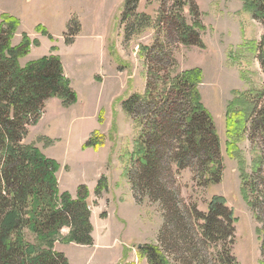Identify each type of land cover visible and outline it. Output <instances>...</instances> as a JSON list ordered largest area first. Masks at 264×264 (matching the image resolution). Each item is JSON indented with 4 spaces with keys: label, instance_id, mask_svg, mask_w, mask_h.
<instances>
[{
    "label": "rangeland",
    "instance_id": "1",
    "mask_svg": "<svg viewBox=\"0 0 264 264\" xmlns=\"http://www.w3.org/2000/svg\"><path fill=\"white\" fill-rule=\"evenodd\" d=\"M127 1H122L121 8L117 5L110 8L101 6L104 0H0V23L3 14L17 18L20 23L12 44L18 45L24 35L32 42L20 64L24 66L53 54L58 44L63 57L69 59L71 82L83 101L77 103V98L75 103L65 106L61 98H49L38 122L28 126L23 140L60 163L57 176L61 192L68 191L76 197L79 186L88 189L87 202L97 242L92 231V245L60 240L55 248L65 254L69 264H149L139 248L159 242V232L166 220L161 202L149 198L138 202L132 192L128 172L140 128L123 109L121 95L134 88L144 93L151 66L166 70L165 64L151 62L153 50L162 45L171 61L169 66L176 62L170 66L174 73L202 69L198 88L204 106L214 118L223 161L220 182L208 186L195 179L191 168L178 172L172 164L174 173L168 178V185L174 192L173 212L182 216L179 227L184 232L179 234L177 249L170 247L167 254L173 264H216L214 257L221 243L202 240L203 222L198 218L195 223L190 213L193 209L207 212L211 197L220 195L238 217L232 246L238 264H264L260 230L264 227V138L251 123L264 111V65L260 58L264 21L245 11L241 0H193L198 7L197 16L189 5L183 15L190 25L195 19L202 23L204 30H199V34L204 46L185 45L179 41L173 17L179 10L177 0H129L128 4ZM32 5L45 6L39 8L43 10L41 14V10L38 12V20L44 19L43 24L21 20L19 10ZM68 16L69 42L74 41V33L96 30L95 17H104L103 23L108 26L110 20L114 21L113 35L106 42L102 61L105 71L97 65L99 51L91 46L82 47L88 40L80 39L75 47H67L64 38L55 43L48 28L59 35L58 22L64 24ZM76 21L83 28L81 23L78 28ZM37 26L45 28L52 39ZM114 82L117 86L111 85ZM110 89L114 91L109 97ZM237 99L254 107V114L246 132L236 138L237 151L229 153L227 143L232 137L227 130V110L230 103L242 107L236 104ZM92 137L98 142L97 147H84ZM138 167L136 163L132 170ZM245 173L251 177L252 190L248 194L243 192ZM103 178L106 189L98 193L97 185ZM168 225L169 231L175 229L171 222ZM67 234L68 228H64L62 235ZM114 238L124 244L113 241ZM108 245L112 248H107ZM177 257L179 260L175 262Z\"/></svg>",
    "mask_w": 264,
    "mask_h": 264
},
{
    "label": "trees",
    "instance_id": "2",
    "mask_svg": "<svg viewBox=\"0 0 264 264\" xmlns=\"http://www.w3.org/2000/svg\"><path fill=\"white\" fill-rule=\"evenodd\" d=\"M241 1L245 11L264 21V0ZM177 5L178 13L173 17L179 41L185 45L204 46L199 34V30H204L202 23L195 19L190 25L183 15L189 5L197 16V5L193 0H177ZM19 25L17 18L3 14L0 23V264H69L55 244L60 240L93 244L88 189L85 185L79 186L76 197L68 191L61 192L57 176L60 163L34 145L24 144L23 140L28 126L38 122L49 98L59 97L65 106H70L78 97L65 76L59 56L51 54L24 66L20 64L32 42L24 35L18 45L12 44ZM75 25L80 28L79 21ZM37 28L52 39L45 28ZM66 36L69 42V27ZM151 58V62L165 64L166 70L151 66L145 92L135 93L123 102V109L140 128L128 179L138 202L142 203L145 198L161 202L166 220L159 232V242L142 245L140 255L149 264H173L167 251L170 247L177 249L179 234L184 231L179 227L182 216L173 212L176 211L171 199L174 192L168 185V178L174 173L172 164L178 172L191 168L195 179L208 186L220 182L223 161L214 118L204 106L198 88L202 69L174 73L170 66L176 62L169 66L171 61L162 45L153 50ZM260 58L264 65V39ZM241 100L237 99L236 104L242 107L228 105L227 130L232 137L227 143L229 153L237 151L236 138L246 132L247 123L254 114V107L245 101L239 102ZM251 123L264 138V111H260ZM97 145L92 137L84 147ZM136 163L139 167L132 170ZM243 175V192L248 194L252 190L251 177ZM104 182L105 178L99 181L98 193L106 189ZM190 216L195 223L198 218L202 220V240L221 243L215 263L238 264L232 253L238 217L227 206L226 199L215 195L208 203L207 212L193 209ZM170 222L175 227L173 231L167 228ZM64 228H68L65 237L62 235ZM260 230L264 252V227ZM178 260L177 257L174 261Z\"/></svg>",
    "mask_w": 264,
    "mask_h": 264
},
{
    "label": "crops",
    "instance_id": "3",
    "mask_svg": "<svg viewBox=\"0 0 264 264\" xmlns=\"http://www.w3.org/2000/svg\"><path fill=\"white\" fill-rule=\"evenodd\" d=\"M122 1L123 0H104V3L101 4V6L110 7L111 8L113 5L114 6L117 5L118 8H121ZM40 7L44 8L45 6L32 5V6L27 7L26 9L22 8V9L19 10V13H20V15H22L23 19H21L19 16H18V18H20L22 21H24L26 19L29 22H33L34 23L35 21H37L38 23L40 22V23L43 24L44 23V19L40 18L41 20H38L39 19L38 12L40 10H41L40 14L43 12L42 9H39ZM103 18L104 17H102V16H101V18L100 17H95V19L93 21V24L97 25V29L94 30V31L87 32V33L79 32V34L77 36H75V39H74L73 42H71V44H69V42L66 41V37H67L66 35H67V32H68V27H69V16L65 19L64 24L62 22H60V21L58 22L60 24V27H61V30H60L61 32H60L59 35H56L53 32V30L51 29V27H49L48 30L54 36L55 43H56V41L64 38V40L63 39L62 40L64 41V43L66 44L67 47H69V46L75 47L76 45H78V42H79L80 39L88 40L89 42L88 41L84 42L82 47L84 45L87 46V47L91 46L93 48H96L99 51L100 59H99V62L97 63V65H98V67L99 66L101 67L99 70L105 71L106 67H105L104 63H102V61H103V57L106 55V52H105L106 42H108L109 38L113 35V32H111V31L113 30V22L114 21L110 20V22H109L110 26H108L107 24L103 23ZM81 28H83L82 27V23H81ZM56 45L58 46V48H57L56 52H53V54L60 57L62 65H63V68H64L65 76L71 82V75H70L71 69H70V65H69V59L63 57V55L61 54V47L58 44H56ZM95 65H96V63H95ZM110 68H111V64H110ZM84 69H85V67H84ZM91 76H94V75H91ZM96 76H98V75H96ZM90 80L92 81L91 77H90ZM85 81H87V80H85ZM111 85L112 86H117L116 82L112 83ZM71 86H72L73 90L75 91L72 82H71ZM122 87H124V81H123ZM112 91H114V89H110L109 97H110ZM136 92L139 93L140 91H138V90H136V88H134L133 90H129L126 94L125 93L122 94L121 95L122 96L121 103L123 101H125L126 99H128L130 96H132V94H135ZM77 95H78V93H77ZM80 102H83V101L80 99V96L78 95V102L77 103H80ZM110 161H111V159L109 158L108 162H110ZM77 191H76V194H77ZM93 235H94L95 241L97 242V236H96L97 235V231H96V229H93ZM113 241H115V242L117 241V243H119V244H124L123 242H120V240H118L116 238H114ZM115 242H114V245H115ZM119 244H117V245H119ZM107 248H112V247H110V245H108ZM112 264H115V263H112Z\"/></svg>",
    "mask_w": 264,
    "mask_h": 264
},
{
    "label": "water",
    "instance_id": "4",
    "mask_svg": "<svg viewBox=\"0 0 264 264\" xmlns=\"http://www.w3.org/2000/svg\"><path fill=\"white\" fill-rule=\"evenodd\" d=\"M139 246H141V245H139Z\"/></svg>",
    "mask_w": 264,
    "mask_h": 264
}]
</instances>
